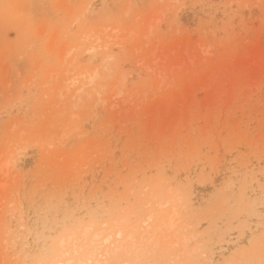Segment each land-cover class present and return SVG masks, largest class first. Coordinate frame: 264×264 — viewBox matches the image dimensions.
<instances>
[{"label": "rangeland", "instance_id": "1", "mask_svg": "<svg viewBox=\"0 0 264 264\" xmlns=\"http://www.w3.org/2000/svg\"><path fill=\"white\" fill-rule=\"evenodd\" d=\"M0 264H264V0H0Z\"/></svg>", "mask_w": 264, "mask_h": 264}]
</instances>
